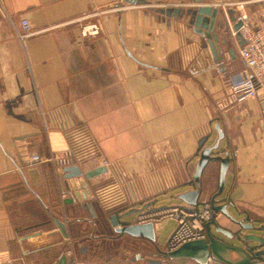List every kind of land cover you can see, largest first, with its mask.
<instances>
[{
	"label": "crops",
	"instance_id": "crops-1",
	"mask_svg": "<svg viewBox=\"0 0 264 264\" xmlns=\"http://www.w3.org/2000/svg\"><path fill=\"white\" fill-rule=\"evenodd\" d=\"M118 5L5 0L0 7V264H61L63 256L65 264L85 261L96 249L82 246L77 258L74 245L86 239L78 224L92 221L97 242L142 239L106 237L108 216L137 204L151 209L159 194L191 189L199 141L208 136L205 146L215 144L217 124L223 137L214 153L231 156L220 201L238 219L264 223V112L258 98L238 102L230 89L244 68L230 17L222 14L215 27L228 43L217 45L223 58L217 63L207 39L184 20L150 6ZM23 20L35 34L22 41ZM93 24L100 34L84 36ZM63 116L72 119L68 130L59 125ZM68 147L84 171L102 159L113 163L88 180L93 209L64 202L70 196L64 171L50 158ZM35 154L43 161H30ZM220 168L214 160L204 169V200L218 190ZM119 191L127 196L123 204L100 203L102 195ZM54 218L66 223L68 238ZM217 219L239 227L222 213ZM230 259L239 255L231 252Z\"/></svg>",
	"mask_w": 264,
	"mask_h": 264
},
{
	"label": "water",
	"instance_id": "water-1",
	"mask_svg": "<svg viewBox=\"0 0 264 264\" xmlns=\"http://www.w3.org/2000/svg\"><path fill=\"white\" fill-rule=\"evenodd\" d=\"M126 2L130 5L141 4L140 0H126ZM157 11L161 15L168 18H178L189 23L194 32L207 39L215 62L221 63L223 61L222 56H220L218 53L217 45L220 43L227 45L228 43L226 39H221L219 34L215 31L216 24L218 23L219 17L222 14L220 10L216 9L210 4H197L190 8L162 6ZM232 22L235 23L233 29L236 32L239 44L244 45V40L240 32L242 21L232 19ZM225 26L228 25L225 24ZM216 128L219 132V138L215 144L205 146L208 136H204L199 141L200 157L196 163V169L193 175V187L178 195V197L188 205L187 207L199 206L200 197L203 193L201 182L203 171L210 161H220L221 168L219 187L218 190L214 192L209 198V202L214 211V217L207 224V238L186 242L173 250L160 249L155 243L156 230L154 222L150 221L146 223H139L136 219L135 221L131 222L127 220V217L134 213L141 214L144 211L157 212L166 208L167 206L153 207L150 209V204L147 203L140 208L133 207L121 213L118 211L114 212L108 216L110 224L120 235L128 234L134 237H140L156 244V249L161 259H149L150 264H160L162 260H166L167 258H189L195 260L198 263L206 264L210 255L225 264H260L262 261H264V248L254 251L256 247L264 246V236L258 233H246L245 229L257 230V228L252 222L246 223L243 219H238L228 210L227 207L229 203L220 201L226 186V174L231 161V156L229 153H226L225 156L214 153L219 148V142L223 137V131L220 127V124H217ZM63 171L64 178L66 180L64 190L70 195L64 200V202H84L83 205H88L93 209L94 206L92 202L89 201L93 198V193L89 188L88 180L100 174L106 173L108 168L104 165H101L88 171H84L80 165L74 164L64 167ZM219 213H222L231 224L238 225V229L233 230L229 227H223L220 225L217 219V214ZM54 222L58 226V229L61 231L63 236L68 238L69 235L66 223L58 218H54ZM259 228L264 230V223ZM220 235H223L224 238L220 237ZM231 252L237 253L239 255V259L235 261L230 259ZM65 262L66 256H63L61 259V264H65ZM72 264H74V261Z\"/></svg>",
	"mask_w": 264,
	"mask_h": 264
},
{
	"label": "built area",
	"instance_id": "built-area-1",
	"mask_svg": "<svg viewBox=\"0 0 264 264\" xmlns=\"http://www.w3.org/2000/svg\"><path fill=\"white\" fill-rule=\"evenodd\" d=\"M4 1L5 0H0V7L4 6ZM140 1L142 3L145 0ZM195 5L197 4L189 6L193 7ZM210 5L214 7L216 6L215 4ZM134 6L137 5H130L126 0H119V5L116 10L128 9ZM237 20L242 21L240 32L244 40V45L239 44L238 51L239 57L244 64V68L232 80L230 83V89L236 96L238 102H244L250 98H258L262 111L264 112V25L257 27L253 26L247 14H242ZM234 24L235 23L233 22V26ZM233 26L231 27L232 34L237 38ZM34 34L35 33L32 32L29 22L23 20L21 22V30L18 31L19 38L23 41ZM99 34L100 28L96 24L85 26L83 28L84 36H97ZM71 122L72 119L69 116H63L59 120V125L62 129L68 130L72 126ZM50 160L60 168L77 164L75 149L73 147H68L62 152L55 154ZM30 161L42 162L43 158L41 155L35 154L32 155ZM101 165L106 166L109 171L113 163L108 159H102ZM126 200L127 196L124 191L105 194L100 197V203L108 209L119 206ZM203 204L202 207L174 205L157 212L144 211L139 214L136 220L139 223L151 221L156 224L166 217L174 218L177 225L167 244V250H173L186 242L207 238V224L212 220L214 211L210 202H204ZM216 262L217 259L210 255L206 264H214ZM77 264H83V262H78Z\"/></svg>",
	"mask_w": 264,
	"mask_h": 264
},
{
	"label": "rangeland",
	"instance_id": "rangeland-1",
	"mask_svg": "<svg viewBox=\"0 0 264 264\" xmlns=\"http://www.w3.org/2000/svg\"><path fill=\"white\" fill-rule=\"evenodd\" d=\"M172 4H179L184 8H190L189 5L192 4H215V8L220 10L225 17H230L231 21L232 19L237 20L242 14H247L253 26L257 27L264 25V0H145L140 5L150 6L153 8V10L157 11L162 6L167 7L171 6ZM188 186L189 184L184 185L182 188H188ZM178 194L179 193H177L175 190H169L167 192L161 193L157 196L154 204L156 207H171L174 205L188 206L178 197ZM205 195L206 192L204 193L203 191V197L199 204L200 207L204 205L202 203L203 201H207L210 198L209 196L208 199L204 200L203 198ZM140 207V204L135 206V208ZM138 216L139 213H134L127 217V220L130 222L135 221ZM93 223H95V221H92V223H89L88 225L78 224L80 228L85 227L87 232L83 234L86 236V239L83 241L81 240L83 236H80L79 242L81 244L78 242L74 245L77 258L83 256L84 254L81 251L82 246H87L90 250V253L96 249V252L93 253V255L87 257L85 261L83 259L80 260V262H83V264H131V262H134L135 264H145L149 259L160 260L161 257L156 249V244L160 249H166L169 238L177 225L176 220L171 217H166L160 221L156 229V244H154L149 240L138 238H125L124 240L121 239L115 242L101 239V242H97L92 238L91 235L94 233L98 234L100 231L98 228H96L97 226L93 228ZM106 223L110 227L112 235L119 234L114 230L109 221H106ZM253 224L257 230L245 229V232L258 233L264 236V230L259 228L263 223L260 221H255ZM70 226H72L73 229L76 228V225ZM69 247L70 246H68V248ZM101 253H106L105 258L100 257ZM176 259L182 260L177 261L175 259L167 258L166 260H162L160 264H198L195 260L189 258Z\"/></svg>",
	"mask_w": 264,
	"mask_h": 264
},
{
	"label": "flooded vegetation",
	"instance_id": "flooded-vegetation-1",
	"mask_svg": "<svg viewBox=\"0 0 264 264\" xmlns=\"http://www.w3.org/2000/svg\"><path fill=\"white\" fill-rule=\"evenodd\" d=\"M213 217H214V214H213ZM212 219H213V218H212ZM220 225H221V223H220ZM222 226H223V227H226L225 225H222ZM111 233H112V232H111L110 229L106 230V237H109V238H116L117 236H119V234H117V235H112ZM220 237L224 238L223 235H220ZM255 245H258V244H255ZM261 248H264V246H258V247H256V248L254 249V251H256V250H258V249H261ZM131 264H135V263H134V262H131ZM145 264H150V261L147 260Z\"/></svg>",
	"mask_w": 264,
	"mask_h": 264
},
{
	"label": "trees",
	"instance_id": "trees-1",
	"mask_svg": "<svg viewBox=\"0 0 264 264\" xmlns=\"http://www.w3.org/2000/svg\"><path fill=\"white\" fill-rule=\"evenodd\" d=\"M178 260H182V259H178Z\"/></svg>",
	"mask_w": 264,
	"mask_h": 264
}]
</instances>
